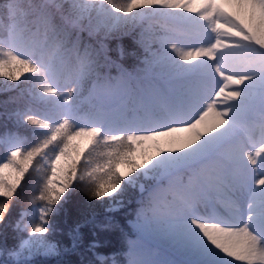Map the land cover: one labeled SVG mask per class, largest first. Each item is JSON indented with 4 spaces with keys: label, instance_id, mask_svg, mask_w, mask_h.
<instances>
[{
    "label": "snow or ice",
    "instance_id": "obj_1",
    "mask_svg": "<svg viewBox=\"0 0 264 264\" xmlns=\"http://www.w3.org/2000/svg\"><path fill=\"white\" fill-rule=\"evenodd\" d=\"M76 22L103 21L95 56L121 69L108 41L128 22L137 75L120 70L97 103L95 85L61 84L49 70L0 50V102L19 131L0 135V222L26 175L48 168L30 251L55 252L48 216L75 181L122 206L139 187L128 264H264V0H76ZM119 56L125 55L118 47ZM85 60L81 73L92 70ZM133 81L135 82L133 84ZM9 105L15 107L9 109ZM39 130V132L37 131ZM31 136H39L33 141Z\"/></svg>",
    "mask_w": 264,
    "mask_h": 264
},
{
    "label": "trees",
    "instance_id": "obj_2",
    "mask_svg": "<svg viewBox=\"0 0 264 264\" xmlns=\"http://www.w3.org/2000/svg\"><path fill=\"white\" fill-rule=\"evenodd\" d=\"M108 44L110 54L120 63L132 66L137 62L139 50L131 36L115 37ZM118 47L124 49L122 58ZM13 95L16 93L0 94V102ZM8 107L11 109L15 105ZM6 131L29 135L23 128L17 129L0 103V135ZM37 139L39 136H31V140ZM5 154L6 146L0 145V159ZM47 168L44 160L34 164L0 222V264H128V240L135 239L130 222L138 207V186H129L123 193L122 206H118L109 198H93L91 186L86 181L73 182L48 216L49 232L44 238L55 245V252L29 250L24 242L33 237L31 229L25 225L37 220L39 209L45 204L39 200V195ZM0 202L8 203L4 198H0Z\"/></svg>",
    "mask_w": 264,
    "mask_h": 264
},
{
    "label": "clouds",
    "instance_id": "obj_3",
    "mask_svg": "<svg viewBox=\"0 0 264 264\" xmlns=\"http://www.w3.org/2000/svg\"><path fill=\"white\" fill-rule=\"evenodd\" d=\"M77 14L76 0H0V50L31 57L49 70L54 81L78 82L85 95L95 85L97 103H131L132 95L109 94L106 89L114 83L113 77L120 70L136 76L138 62L132 66L121 63L118 70L97 58L94 48L99 36L89 33L104 18L93 13L90 19L76 22ZM146 26L144 22H128L122 28L128 34L120 36H131L135 42L133 37ZM139 51L142 54L143 50ZM85 60L93 61L92 70L86 76L81 73Z\"/></svg>",
    "mask_w": 264,
    "mask_h": 264
},
{
    "label": "rangeland",
    "instance_id": "obj_4",
    "mask_svg": "<svg viewBox=\"0 0 264 264\" xmlns=\"http://www.w3.org/2000/svg\"><path fill=\"white\" fill-rule=\"evenodd\" d=\"M47 164V163H46Z\"/></svg>",
    "mask_w": 264,
    "mask_h": 264
}]
</instances>
